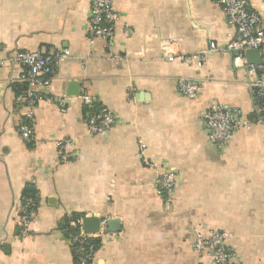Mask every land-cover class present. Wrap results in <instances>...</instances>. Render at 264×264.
Masks as SVG:
<instances>
[{
    "label": "crops",
    "instance_id": "crops-1",
    "mask_svg": "<svg viewBox=\"0 0 264 264\" xmlns=\"http://www.w3.org/2000/svg\"><path fill=\"white\" fill-rule=\"evenodd\" d=\"M247 2L264 30V0ZM111 3L121 17L113 39L90 42L92 0H0V264H74L63 228L92 215L107 220L109 233L95 239L93 264H216L194 244L217 232L226 234L230 264H264L263 99L247 66H236L226 49L236 32L222 7L216 0ZM211 44L217 50L201 58ZM65 50L70 58L43 90L33 141L25 143L19 126L27 110L16 102L25 69L14 58ZM180 79L201 86L197 98L180 92ZM216 105L241 114L224 145L211 141L204 123ZM102 109L115 125L91 135L86 112ZM65 142L68 163L57 145ZM140 145L158 170L142 163ZM164 172L177 176L170 198L155 186ZM27 192L39 201L23 235Z\"/></svg>",
    "mask_w": 264,
    "mask_h": 264
},
{
    "label": "built area",
    "instance_id": "built-area-1",
    "mask_svg": "<svg viewBox=\"0 0 264 264\" xmlns=\"http://www.w3.org/2000/svg\"><path fill=\"white\" fill-rule=\"evenodd\" d=\"M222 7L227 22L236 32V37L228 44L227 50L236 53L235 65L247 66L248 73L253 77L251 86L255 94L262 98L257 110L258 123L264 124V30L262 20L258 14L249 9L247 0H216ZM121 20L120 15L112 7L111 0H92L91 17L88 23L87 35L90 42L96 39H103L110 42L115 30ZM128 34V31H126ZM257 49L261 54L260 65H248L245 59L247 50ZM217 47L211 44L208 52L201 58H206L208 54L216 51ZM181 60L190 61L197 56L186 57L177 54ZM199 57V56H198ZM70 58V52L65 50L60 53L46 54L36 52H18L14 61L25 69L22 82L26 84L23 92L16 97V102L21 104L26 110L25 119L19 126V133L25 143L33 141V110L36 106L47 99V94L43 92L51 86L53 78L60 65ZM176 54H168L166 59L174 61ZM180 92L188 99H195L198 96L201 86L194 80L180 79L178 81ZM63 106V100H59ZM239 111L228 112L222 106H213L204 116L205 126L210 131V139L218 145H224L231 140V137L240 122ZM87 128L91 135L104 134L110 131L115 125V118L112 112L102 109L99 112H86ZM246 124L245 126H247ZM59 149L66 151L69 142L58 143ZM146 148L139 146L138 156L142 163L149 168L158 170L159 166L150 162L145 154ZM70 156L65 152L61 156L63 163H68ZM155 186L159 193L171 197L176 190L177 176L174 173H159L155 181ZM38 196L24 197L20 211L21 234H29V226L37 213ZM87 216L71 218L65 229V233H70L68 239L74 250V264H93L97 248L93 245L95 239L108 237L107 220L101 221L100 230L96 234L86 233L83 228V221ZM72 233V234H71ZM226 234L217 232L209 237L198 235L195 240V248L199 252H210L216 264H230L233 256L232 250L225 246Z\"/></svg>",
    "mask_w": 264,
    "mask_h": 264
},
{
    "label": "water",
    "instance_id": "water-1",
    "mask_svg": "<svg viewBox=\"0 0 264 264\" xmlns=\"http://www.w3.org/2000/svg\"><path fill=\"white\" fill-rule=\"evenodd\" d=\"M245 57L250 59L248 62L249 64L253 63V65H260L261 64V54L260 51L257 49L247 50L245 52ZM101 220L96 218L94 215L85 218L83 221V228L86 233L89 234H96L100 230Z\"/></svg>",
    "mask_w": 264,
    "mask_h": 264
},
{
    "label": "trees",
    "instance_id": "trees-1",
    "mask_svg": "<svg viewBox=\"0 0 264 264\" xmlns=\"http://www.w3.org/2000/svg\"><path fill=\"white\" fill-rule=\"evenodd\" d=\"M25 90V89H24ZM36 193H31V192H27L26 193V195H25V197H33V196H36L35 195ZM68 223V222H67ZM66 227H67V224L64 226V228H63V231H64V234L67 236V237H69V235H70V233H65V229H66ZM72 234V233H71ZM93 245H95L96 246V248H98V243L94 240L93 242Z\"/></svg>",
    "mask_w": 264,
    "mask_h": 264
}]
</instances>
